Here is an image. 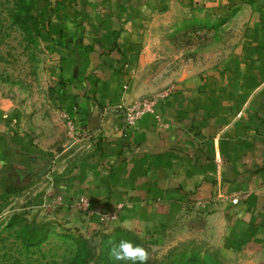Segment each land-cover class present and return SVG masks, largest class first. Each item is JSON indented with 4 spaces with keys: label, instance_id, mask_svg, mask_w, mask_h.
Returning <instances> with one entry per match:
<instances>
[{
    "label": "crops",
    "instance_id": "0c3cea01",
    "mask_svg": "<svg viewBox=\"0 0 264 264\" xmlns=\"http://www.w3.org/2000/svg\"><path fill=\"white\" fill-rule=\"evenodd\" d=\"M115 1L102 0L104 14L97 26L91 23L82 42L71 31L59 37L65 42L55 70L58 103L73 111L89 132L99 128L103 109L121 102L124 65L137 72L143 60L139 0L124 5ZM243 1L193 3L224 9ZM246 7L252 12L246 29L222 65L185 76L177 84L179 91L165 97L156 114H146L125 134L115 131L120 116L109 112L103 154L98 162L83 161L86 169L77 190L92 196L95 209L120 206L121 223L147 230L177 223L189 201L208 199L220 190L246 194L235 206L222 205L213 218L220 220L228 250H243L264 264V0ZM131 82L128 100L144 93L135 77ZM4 117L0 199L31 182L45 164L63 173L56 166L68 168L63 164L73 146L46 122L32 134L17 118Z\"/></svg>",
    "mask_w": 264,
    "mask_h": 264
},
{
    "label": "rangeland",
    "instance_id": "374dc122",
    "mask_svg": "<svg viewBox=\"0 0 264 264\" xmlns=\"http://www.w3.org/2000/svg\"><path fill=\"white\" fill-rule=\"evenodd\" d=\"M254 1L218 9L193 0H139L141 66L133 72L129 63L124 65L121 102L105 107L99 128L89 132L73 111L59 105L55 70L65 42L59 37L71 31L82 42L91 23L97 26L104 14L102 0H0V124L9 115L35 134L46 122L73 145L70 160L63 164L68 168L56 166L63 173L45 164L31 182L0 199V264H126L109 257L122 239L145 247L151 256L148 264H260L255 255L228 250L220 220L213 218L222 205L235 206L234 200L241 202L246 194L220 190L208 199L189 201L177 223L147 230L121 223L120 206L95 209L92 196L77 190L86 169L83 161L98 162L103 154L109 112L120 116L115 131L125 134L145 116L130 123L127 114L135 105L150 101L153 108L147 114H156L160 102L179 91L177 84L185 76L222 65L239 44L252 14L246 6ZM134 77L144 93L128 100Z\"/></svg>",
    "mask_w": 264,
    "mask_h": 264
},
{
    "label": "clouds",
    "instance_id": "9594fccd",
    "mask_svg": "<svg viewBox=\"0 0 264 264\" xmlns=\"http://www.w3.org/2000/svg\"><path fill=\"white\" fill-rule=\"evenodd\" d=\"M67 26L71 27V24L69 23ZM109 257L113 261L126 262V264H148L151 259L150 253L145 247L123 239L112 246Z\"/></svg>",
    "mask_w": 264,
    "mask_h": 264
},
{
    "label": "built area",
    "instance_id": "2783aa9c",
    "mask_svg": "<svg viewBox=\"0 0 264 264\" xmlns=\"http://www.w3.org/2000/svg\"><path fill=\"white\" fill-rule=\"evenodd\" d=\"M153 108V104L150 101H146L143 103H139L134 106L132 113L127 114V118L132 125H134L139 119H141L148 112H151ZM160 119V118H159ZM239 199L234 200V204H238Z\"/></svg>",
    "mask_w": 264,
    "mask_h": 264
}]
</instances>
